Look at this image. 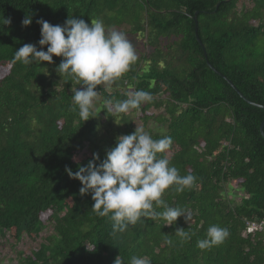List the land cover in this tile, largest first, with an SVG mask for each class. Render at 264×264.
Returning <instances> with one entry per match:
<instances>
[{
    "label": "trees",
    "instance_id": "1",
    "mask_svg": "<svg viewBox=\"0 0 264 264\" xmlns=\"http://www.w3.org/2000/svg\"><path fill=\"white\" fill-rule=\"evenodd\" d=\"M195 12L206 56L195 37ZM26 15L32 23L23 27ZM73 16L102 20L143 45L127 73L97 86L95 117L85 122L72 99L82 86L60 78V57L41 65L15 60L24 44L39 50L37 20L63 25ZM207 61L264 105V0H0V233L35 239L51 226L36 247L19 252L17 264H114L117 256L124 264L132 256L150 264H264V234L245 232V220L264 216V110ZM137 90L152 100L126 113L110 110ZM136 127L153 139L171 137L158 156L181 176L196 177L191 189L177 193L173 186L162 197L191 219L170 226L143 217L113 235V221L96 214L91 194L81 196L80 181L65 168L77 171L94 153L103 160L116 137ZM212 225L229 236L201 250L197 241ZM177 228L191 239L182 240Z\"/></svg>",
    "mask_w": 264,
    "mask_h": 264
},
{
    "label": "clouds",
    "instance_id": "2",
    "mask_svg": "<svg viewBox=\"0 0 264 264\" xmlns=\"http://www.w3.org/2000/svg\"><path fill=\"white\" fill-rule=\"evenodd\" d=\"M36 22L41 27L39 50L34 44H24L16 49L15 60L25 65L34 62L41 65L42 62L53 64V57H60L61 62L55 68L60 78L63 76L69 82L82 86L76 87L72 95L80 117L84 122L94 118L93 110L100 98L97 86L112 85L137 61L132 43L124 32L107 30L102 20L89 24L73 16L63 25H53L43 19ZM10 23V19H5V25ZM21 23L23 27L30 26L32 16L26 15ZM151 100L150 92L137 90L110 110L126 113ZM106 104L111 106L112 102L109 100ZM171 145V137L153 139L144 128L136 127L131 134L117 136L115 146L106 150L103 160L94 153L86 166H78L75 172L66 166L65 171L69 178L80 181L81 196L91 194L94 201L91 208L96 214L108 216L113 221V235L125 232L129 225H136L143 217H159L170 226L184 217L188 223L191 213L187 209L171 207L162 199L165 191L173 186L175 192L181 193L196 183L194 175L181 176L179 170L170 165L169 159L158 156L169 150ZM154 205L164 210L155 212ZM175 234L182 240L191 239L183 228H177ZM228 236L227 228L212 225L207 238L197 241V247L211 249L223 243ZM167 242L172 243L171 240ZM114 264L124 262L117 256ZM130 264H150V261L132 256Z\"/></svg>",
    "mask_w": 264,
    "mask_h": 264
},
{
    "label": "rangeland",
    "instance_id": "3",
    "mask_svg": "<svg viewBox=\"0 0 264 264\" xmlns=\"http://www.w3.org/2000/svg\"><path fill=\"white\" fill-rule=\"evenodd\" d=\"M135 43L132 42V45L136 51V54H138L143 45L141 42ZM135 125H138V122H135ZM82 154V150L78 152V155ZM50 231L51 226L46 225L44 228H42V230L40 229V232L38 235H36L35 239H30L29 237L24 235L18 241H13V239L9 237V233L7 232L4 235L0 233V264H17L19 252L27 253L31 248L36 247L38 245V242L42 241L44 236L49 234Z\"/></svg>",
    "mask_w": 264,
    "mask_h": 264
},
{
    "label": "water",
    "instance_id": "4",
    "mask_svg": "<svg viewBox=\"0 0 264 264\" xmlns=\"http://www.w3.org/2000/svg\"><path fill=\"white\" fill-rule=\"evenodd\" d=\"M196 13H194L193 15V20H194V32H195V37L197 39V41L199 42V44L201 45L202 49H203V53H204V56H206V52H205V48H204V45L203 43L201 42L199 36H198V32H197V18H196ZM208 65L212 68L213 71H215L216 73L220 74L223 78L226 79V81L238 92V94L244 99L246 100L247 102L255 105V106H258V107H261L263 110H264V105L263 104H259V103H256L254 101H251L249 100L248 98H246L234 85L233 83L230 81L229 78H227L226 76H224L223 74H221L216 68H214L211 64H209V62L207 61ZM263 125H264V116L259 124V131H260V134L262 135V137L264 138V131H263Z\"/></svg>",
    "mask_w": 264,
    "mask_h": 264
},
{
    "label": "built area",
    "instance_id": "5",
    "mask_svg": "<svg viewBox=\"0 0 264 264\" xmlns=\"http://www.w3.org/2000/svg\"><path fill=\"white\" fill-rule=\"evenodd\" d=\"M245 224V232L252 233L254 231H260L264 234V216L258 219L245 220Z\"/></svg>",
    "mask_w": 264,
    "mask_h": 264
}]
</instances>
